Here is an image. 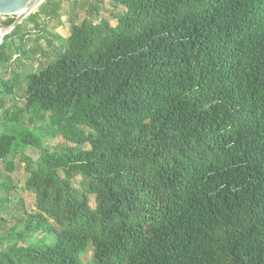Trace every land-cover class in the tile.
<instances>
[{
	"label": "trees",
	"instance_id": "1",
	"mask_svg": "<svg viewBox=\"0 0 264 264\" xmlns=\"http://www.w3.org/2000/svg\"><path fill=\"white\" fill-rule=\"evenodd\" d=\"M64 2L0 48V264H264V0H112L67 38Z\"/></svg>",
	"mask_w": 264,
	"mask_h": 264
},
{
	"label": "rangeland",
	"instance_id": "2",
	"mask_svg": "<svg viewBox=\"0 0 264 264\" xmlns=\"http://www.w3.org/2000/svg\"><path fill=\"white\" fill-rule=\"evenodd\" d=\"M73 2H77V8H73L72 5L70 3H63V14L64 16L62 17V22H63V26L62 28L59 30V35L61 37H65L67 38L69 36V23L67 21V19L71 16L73 9H74V14L78 16V22H81L82 20H84L85 18L88 17L87 15V11L89 10L90 6H94L97 9H99V13L97 14V16L101 17V18H107L111 21V24H115L114 20L111 17L112 13L118 14L119 11H121V9H114L113 8V2L112 0H100L101 4H99L96 0H71ZM26 23V22H25ZM55 23L52 22L49 27H52ZM27 26V30L32 31L33 30V24H26ZM18 43V42H17ZM6 44V52L8 54L9 57H11L12 54H14V51H8V47L10 46V42L6 39L5 41ZM44 45V42L42 43ZM17 46V44H16ZM14 60V59H13ZM17 60H14V62H11V66L13 68V70L15 72H18V65L20 64V62ZM27 64V63H26ZM57 142L59 143V141L54 142L53 144L56 145ZM85 149H89L88 147H85ZM37 157V154L34 155V158ZM17 165H19L18 161L16 162ZM1 167V165H0ZM19 177L23 176V168H20L19 170ZM76 187H78L76 185ZM27 198V206L29 209L32 210L33 206H34V199L32 197H26ZM90 204L91 207L94 208V199L90 198Z\"/></svg>",
	"mask_w": 264,
	"mask_h": 264
},
{
	"label": "water",
	"instance_id": "3",
	"mask_svg": "<svg viewBox=\"0 0 264 264\" xmlns=\"http://www.w3.org/2000/svg\"><path fill=\"white\" fill-rule=\"evenodd\" d=\"M46 0H0V16H17L14 28L36 13ZM0 26H7L0 19Z\"/></svg>",
	"mask_w": 264,
	"mask_h": 264
},
{
	"label": "built area",
	"instance_id": "4",
	"mask_svg": "<svg viewBox=\"0 0 264 264\" xmlns=\"http://www.w3.org/2000/svg\"><path fill=\"white\" fill-rule=\"evenodd\" d=\"M1 21L6 25L8 21L15 20L17 19V16H0ZM15 22L12 26H7L6 28H3L0 26V48L3 47L6 38L12 33V31L15 29L14 25ZM16 58V57H14Z\"/></svg>",
	"mask_w": 264,
	"mask_h": 264
},
{
	"label": "crops",
	"instance_id": "5",
	"mask_svg": "<svg viewBox=\"0 0 264 264\" xmlns=\"http://www.w3.org/2000/svg\"><path fill=\"white\" fill-rule=\"evenodd\" d=\"M61 28H62V27L58 28V29L56 30V33L59 34V30H60ZM63 38H65V37H63Z\"/></svg>",
	"mask_w": 264,
	"mask_h": 264
}]
</instances>
